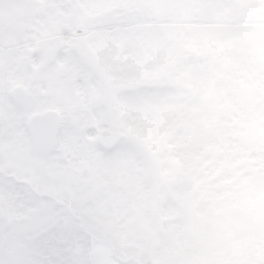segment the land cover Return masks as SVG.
<instances>
[{
  "label": "snow or ice",
  "instance_id": "1",
  "mask_svg": "<svg viewBox=\"0 0 264 264\" xmlns=\"http://www.w3.org/2000/svg\"><path fill=\"white\" fill-rule=\"evenodd\" d=\"M0 264H264V0H0Z\"/></svg>",
  "mask_w": 264,
  "mask_h": 264
}]
</instances>
